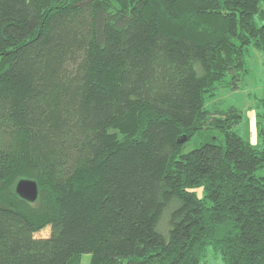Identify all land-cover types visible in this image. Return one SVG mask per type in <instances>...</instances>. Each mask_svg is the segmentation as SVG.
<instances>
[{"label":"trees","instance_id":"obj_1","mask_svg":"<svg viewBox=\"0 0 264 264\" xmlns=\"http://www.w3.org/2000/svg\"><path fill=\"white\" fill-rule=\"evenodd\" d=\"M251 49L264 0H0V264H264Z\"/></svg>","mask_w":264,"mask_h":264},{"label":"rangeland","instance_id":"obj_2","mask_svg":"<svg viewBox=\"0 0 264 264\" xmlns=\"http://www.w3.org/2000/svg\"><path fill=\"white\" fill-rule=\"evenodd\" d=\"M225 81V80H224ZM224 81L209 103L221 101L224 105H235L242 109L243 120L238 125V131L252 144L259 143L256 128V99L264 95V51L251 49L248 57L247 71L238 80V86L227 84ZM221 84V83H220ZM49 227L36 233V236H47ZM91 255L86 253L82 256L81 264H90Z\"/></svg>","mask_w":264,"mask_h":264},{"label":"water","instance_id":"obj_3","mask_svg":"<svg viewBox=\"0 0 264 264\" xmlns=\"http://www.w3.org/2000/svg\"><path fill=\"white\" fill-rule=\"evenodd\" d=\"M16 191L24 198L34 201L38 197V184L33 179H21L17 182Z\"/></svg>","mask_w":264,"mask_h":264}]
</instances>
